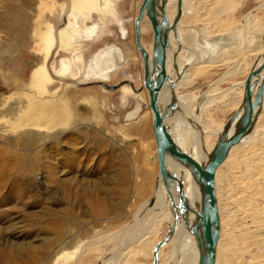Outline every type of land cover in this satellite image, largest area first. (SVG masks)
Wrapping results in <instances>:
<instances>
[{
  "label": "rangeland",
  "instance_id": "obj_1",
  "mask_svg": "<svg viewBox=\"0 0 264 264\" xmlns=\"http://www.w3.org/2000/svg\"><path fill=\"white\" fill-rule=\"evenodd\" d=\"M195 1L187 0L186 5L195 3L200 8V17L195 18L200 24L194 21L197 30L214 20L240 29L237 23L249 11L255 16V30L264 26V0ZM140 2L0 0V264H99L115 251L107 235L131 222L153 196L158 160L151 112L144 105L135 108L130 83L116 89L90 83L131 80L135 88L141 86L142 63L133 28ZM73 13L82 18L81 24L75 15L73 25ZM141 26V42L149 46L152 34L147 18ZM193 31L198 35L193 44L204 46L203 37ZM55 32L59 45L50 58L53 77L46 62L55 46ZM116 48L124 57L127 54L126 69L134 79L123 76L120 62L109 77L103 75L106 64L98 65L96 58ZM256 55V51H243L241 61L250 68ZM202 59L194 65L199 66L195 74L181 81L176 90L190 98L207 92L201 116L213 119L217 133L234 108L221 110L218 103L207 101L225 93L246 74L236 72L238 58L217 63ZM254 128L261 133L264 146V114ZM215 138L213 132L210 140L215 142ZM244 142L235 147L255 149L256 140ZM253 152V159H258V150ZM236 153L229 159L232 174L241 178L256 166L264 184V156L256 163L247 155L235 157ZM241 183V189L246 188L247 183ZM241 197L237 194L231 202L237 205ZM262 199L257 192L238 208L247 218L239 222L225 219L234 234L241 236H233L232 246L219 248L224 259L233 257L243 264L242 259L249 258L244 264H264V236L254 235L264 228L254 219L255 215L264 218V204L259 210L252 205ZM155 229L151 242L163 237L167 220ZM171 251L169 243L161 259ZM129 260L130 264H151L152 254L140 253Z\"/></svg>",
  "mask_w": 264,
  "mask_h": 264
},
{
  "label": "bare ground",
  "instance_id": "obj_2",
  "mask_svg": "<svg viewBox=\"0 0 264 264\" xmlns=\"http://www.w3.org/2000/svg\"><path fill=\"white\" fill-rule=\"evenodd\" d=\"M186 1L187 0H182L181 15L175 27L170 29L169 31L170 45L167 49L166 71L169 76V80L175 82L173 90L177 96L179 107L177 110L173 111L165 119V121L169 129L171 130V133L174 139L176 140V142L186 152L191 154L199 161L204 162L209 156V153L215 143L214 141L210 140L212 133L214 132V135L217 136L219 131L222 129L223 125L217 131V133H215L214 131L215 129L213 128L214 125L213 119L211 117L203 119L201 116V114L203 113L201 109H203L202 106H204V100L205 97L207 96V92L206 94L203 93V95L199 96L198 98H190L189 96L180 95L179 92L176 90V88L181 83V81L195 74V72L197 71V67L199 66H194V65L200 64V61L202 59V58L200 59V57H202L201 54L205 55L206 57V58L204 57L202 61L209 60L207 62H212V63L220 62V60L221 61L225 59L227 60V58H233V57L238 58L239 63L235 67L236 72L237 73L245 72V74H247L249 67L246 65L245 62L241 61L240 54L243 51H256L257 55L254 58L251 66L257 65L261 61L262 59L261 53L263 51L262 32L264 30V26L261 27L260 30L256 31L255 19H254L255 16L251 15L252 12L249 11V13L245 15V18L243 16L242 21L240 20V22L237 23V24L240 23L241 24L240 26H242L241 27L242 29L240 28L242 30L241 32L240 29H238L239 27H237L238 25L228 24L227 22L222 20L208 21L206 23L204 22L202 23L201 27L198 26L200 29L198 28L197 30L194 27L196 26V24H194L195 23L194 21L196 20L195 19L196 17H200L197 15V12L200 8L197 9L198 5L195 3H192L190 6H187ZM202 1L203 0H200V2ZM176 3L177 0H167L166 9L170 20H172V18L175 15ZM65 13L67 14V12ZM66 14H64V16ZM145 18L147 17L144 16L142 21ZM196 22L199 23L197 20ZM189 27L191 30L193 29L200 33V35L203 37L202 40L205 41L206 43L204 46L203 43H201L202 45H198L197 43L193 44V39H196L197 38L196 36L198 35L193 30L190 32ZM213 33H214V37L210 36L213 35ZM54 35H55V46L50 52L49 60L46 62V68L49 74L53 77H55V74H53L50 67V58L53 57V54L59 45V37L57 32H55ZM143 46L147 48V50L150 53L152 44H150L149 46H145L143 44ZM120 50L118 48L112 50L109 49L106 51L105 56H98L96 58V61L98 65L106 64V70L104 71L103 74L106 77H109L115 71L117 67V63L120 62L124 66L122 72L123 76L128 75L130 76L131 79H134L133 74L126 69L128 65V62H126L127 54L124 57V53L122 52V50L121 51ZM139 60L142 63L141 56ZM183 67L184 69L181 72V69ZM262 71L264 72V69ZM105 76H103V79H106ZM140 79H141V86L138 89L135 90L133 89L135 92H138L137 94H135L136 102L134 106L135 108H138V110H140L141 107L144 105L151 112V109L148 107L147 89L142 86V75ZM98 81H104V80H98ZM244 81L245 78L243 80H239L235 82V84H233L231 87L226 88L225 93L221 95L217 94L216 96L211 97V99L207 101V104L210 102L218 103L217 107L220 108L221 110H225L229 108L231 109V107L236 109L241 103ZM124 84H128V83L126 82ZM131 88L133 87L131 86ZM170 93H171V88L169 87L168 84L164 85L161 88L159 94V103L163 110L166 109V107L169 104ZM138 112L135 111L134 114H137ZM241 112L242 110L239 111L237 118L241 114ZM56 114L58 117H60L61 115L60 112H57ZM263 114H264V96H263V104L260 112L258 113L257 119L260 118ZM129 117H131V115H129ZM235 121L229 127V132H232L233 129L235 128ZM151 122H152V112H151ZM244 140H245L244 144L250 140L253 141L256 140L255 143L256 147L255 149L252 150V152L258 150V154L260 155L258 157L256 155L257 153L255 155L259 160L261 159V157L264 156V146H262L263 139L261 137V133H258L255 130V128L254 130L252 128L250 132H248L240 142L230 147L227 156L217 166L215 170L214 184H215V193H216L217 207L219 213V236L216 245V255H215L214 264H239L235 261L233 257H226V259H224L219 251V248L222 245L232 246V244H234L230 242L234 235L236 237L241 236L238 233L234 234V231H232V228L228 225V223H224L225 219L230 218L231 221L236 220L237 222H239L240 220H242V218L243 219L247 218L243 215V213H239L238 208L245 206L248 200L251 199V197L253 198V195L257 192L261 194V198L263 199L259 201H255L254 203L252 202L254 209L259 210L262 204H264V184L262 178L259 176L257 167L255 166L254 170L251 171L246 170L244 172V177L241 178L235 177L229 168L230 156L234 154L235 151L238 152L236 153L235 157H238L239 155L238 158L240 159L246 155L247 158L248 157H251V159L254 158L252 157V152L245 149L240 150L237 147H235L236 145H239V143L241 144ZM154 151H155V156L157 158L156 146ZM258 159H253V160H255L254 162H256L258 161ZM167 165L169 169L171 171H174L177 174V176L183 181L185 192L187 194V198L189 202L194 208H197L201 203V187L197 182V180L195 179L194 172L190 170L188 167H186L184 164H182L179 160L171 156L167 158ZM221 166L226 168L222 171V169H220ZM54 169L55 166L50 167V171L52 173L54 172ZM241 182L247 183L246 188L241 189V187L239 186ZM172 191H173L174 200L176 203H178V194L175 186H172ZM237 194H241L242 197L236 200L238 204L235 205L231 201L235 200V196ZM150 199H152V202H149ZM150 199L146 200V202L143 203V205L136 213L135 218L131 222L121 224L119 226V229L115 233L111 235H107L106 238L112 240L115 251L114 254L103 259L99 264H130L129 259H132L133 257H137L140 253L143 254L151 253L153 245L159 239H155L152 242L149 240H151L152 237H155L154 234L156 230L155 229L156 225H158L161 221L164 220H167L166 232L168 231V229H171L172 227L173 230L171 236L158 249V264H166L168 261L169 264H198V248H197L196 240L194 236L191 234L189 230V226L184 223L180 215L172 212L171 201L165 191L159 173L157 177L156 186L153 190V196ZM189 215H190L189 219H192L193 213L189 212ZM254 219L260 222L259 224L260 227L261 224H264V218L261 219L260 217H256L255 215ZM145 221L146 224H144ZM254 235L264 236V228L261 230V232L254 233ZM169 243H172V251L164 260H162L161 252L164 249V247L167 246ZM135 245L138 246V248ZM237 248H239V246H237L235 249ZM242 260H243L242 263L244 264L249 262L251 259L246 258Z\"/></svg>",
  "mask_w": 264,
  "mask_h": 264
},
{
  "label": "water",
  "instance_id": "obj_3",
  "mask_svg": "<svg viewBox=\"0 0 264 264\" xmlns=\"http://www.w3.org/2000/svg\"><path fill=\"white\" fill-rule=\"evenodd\" d=\"M166 4L167 0H141L133 18L134 43L142 59V86L147 89L148 107L152 112L151 127L158 158V173L171 201L172 212L180 215L196 240L198 264H214L219 236V213L214 184L215 170L227 156L230 147L240 142L250 132L261 110L264 96V72L262 71L264 69V30L262 32V59L257 65L249 68L244 81L241 103L225 119L209 156L202 162L186 152L176 142L165 121L179 107L177 96L173 90L175 82L169 80L166 71V56L170 45L169 31L175 27L181 15L182 0H177L176 12L172 20L169 19ZM144 16L147 17L151 26L152 47L150 53L141 42V21ZM183 69L184 67L181 72ZM69 80L76 85L82 84L74 79ZM124 82L130 83L133 89H136L132 81L129 80L114 84L107 81H90V83H99L106 89H116ZM167 84L171 88L170 101L166 109L163 110L159 103V94L161 88ZM240 110L242 112L237 118ZM234 121L235 128L229 132V127ZM169 156L176 158L194 172L195 179L201 187V203L197 208H194L189 202L183 181L169 169L167 165ZM172 186L176 187L178 203L174 200ZM149 202H152V199ZM189 212L193 213L192 219H189ZM172 230L173 227L168 229L165 235L153 245L151 264H158V249L171 236Z\"/></svg>",
  "mask_w": 264,
  "mask_h": 264
},
{
  "label": "flooded vegetation",
  "instance_id": "obj_4",
  "mask_svg": "<svg viewBox=\"0 0 264 264\" xmlns=\"http://www.w3.org/2000/svg\"><path fill=\"white\" fill-rule=\"evenodd\" d=\"M75 15H77V14H74V13H73V15H72L73 18H71L72 21H73V19H75V18H74ZM77 16L80 17L79 15H77ZM79 19H80V24H81V22H82V18L80 17ZM80 24H79V25H80ZM73 25H74V21H73ZM79 25H78V27H79ZM95 26H96V24L94 23V24L92 25V28H94ZM76 27H77V26H76ZM118 31H119V29H118ZM119 33H120V32H119ZM94 35H95V32H94V34H93L92 36H94ZM130 88H131V86H130ZM131 89H132L133 92H135V91L133 90V88H131ZM136 89H138V88H136ZM137 93H138V92H135V94H137Z\"/></svg>",
  "mask_w": 264,
  "mask_h": 264
}]
</instances>
